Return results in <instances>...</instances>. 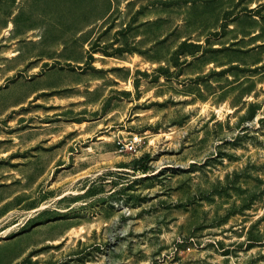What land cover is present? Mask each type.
Here are the masks:
<instances>
[{
    "label": "rangeland",
    "instance_id": "374dc122",
    "mask_svg": "<svg viewBox=\"0 0 264 264\" xmlns=\"http://www.w3.org/2000/svg\"><path fill=\"white\" fill-rule=\"evenodd\" d=\"M0 264H264V0H0Z\"/></svg>",
    "mask_w": 264,
    "mask_h": 264
},
{
    "label": "built area",
    "instance_id": "2783aa9c",
    "mask_svg": "<svg viewBox=\"0 0 264 264\" xmlns=\"http://www.w3.org/2000/svg\"><path fill=\"white\" fill-rule=\"evenodd\" d=\"M141 145V137L137 134H133L127 140L118 141L117 151L120 153L123 152H135L138 147Z\"/></svg>",
    "mask_w": 264,
    "mask_h": 264
},
{
    "label": "trees",
    "instance_id": "16d2710c",
    "mask_svg": "<svg viewBox=\"0 0 264 264\" xmlns=\"http://www.w3.org/2000/svg\"><path fill=\"white\" fill-rule=\"evenodd\" d=\"M146 158L148 159L149 157H146ZM142 170H144V172H146L147 168H146V167H144Z\"/></svg>",
    "mask_w": 264,
    "mask_h": 264
}]
</instances>
